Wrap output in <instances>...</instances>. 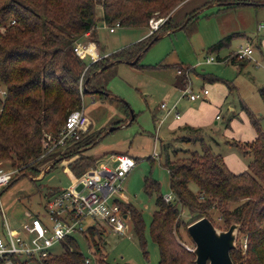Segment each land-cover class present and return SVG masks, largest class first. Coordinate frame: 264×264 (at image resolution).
Segmentation results:
<instances>
[{"label": "rangeland", "instance_id": "374dc122", "mask_svg": "<svg viewBox=\"0 0 264 264\" xmlns=\"http://www.w3.org/2000/svg\"><path fill=\"white\" fill-rule=\"evenodd\" d=\"M199 2L200 0L187 2L176 9L172 17L181 18L186 7L191 3L198 5ZM220 7L222 5L204 6L183 27L159 33L142 52L137 65L120 61L106 67L95 78L103 88L102 94L92 89L83 91L78 88L81 106L89 121L88 133L94 137L90 143L93 145L85 151L103 162H108L110 154L116 151L126 153L134 159V166L121 182L120 192L126 203L140 211L143 220V247L132 230L128 210L124 234L115 233L106 225L100 224V228L96 229L99 233L92 237L87 230L85 235H73L78 249L90 260V264H157L158 252L149 236L148 224L155 195L170 192L168 174L163 166L165 153L161 149L162 145H167L165 151L171 159L185 156L186 152L182 149L200 153L202 147H208L214 153L225 156L233 172L248 169L251 155L245 151L248 146L244 143L251 141L255 135L249 118L257 119L260 128L264 130V105L257 92L258 87L264 85V42L261 41L264 33L257 29L258 23L264 26V6L241 4L225 10ZM108 26L98 22L95 28L97 40L106 54L143 38L149 28L148 24L141 27L114 26L113 32H108ZM229 33L234 34L226 45L217 50L209 49L215 40ZM248 39L252 46L248 61L231 63L220 60L235 51L239 45L248 43ZM80 41L92 50L89 35H83ZM206 56H212L215 61L203 62ZM109 57L106 58L110 59ZM83 60L88 62L87 57ZM176 69H180L181 73L178 74ZM208 77L215 79H207ZM186 84L192 91L205 87L209 93L204 100L199 98L190 101L185 96L179 97L182 86ZM91 86H95V81H91ZM178 97L181 104L177 108L178 112L182 113L188 105L197 109L201 106L205 112L209 111L212 115L214 111L218 117L214 118V114L210 116V120L203 123L201 129L177 127L179 121L171 113L160 123L157 122L161 113L158 110L159 103L168 104ZM213 97L220 102H214L211 99ZM201 101L204 103L200 104ZM207 103H215L217 108L209 110ZM228 106L233 113L227 112ZM62 119L63 117L53 131L43 130L42 136H53L61 128ZM213 119L216 120L215 123ZM180 137L189 140L182 141ZM73 147L74 144L68 141L43 153L32 163V167L38 172H19L16 168L18 174L0 188L1 239L7 240L4 221L8 227L18 228L19 222L27 218L25 213L38 214L43 218L42 207L46 199L55 194L57 189L70 184L69 173H73L67 166L70 170L68 173L62 162L69 158L66 154ZM61 152L66 153L62 156ZM152 152L157 155L153 156ZM9 168H15L10 165V160L0 159V170ZM144 177L157 183V191H145ZM189 187L195 189L193 183H189ZM178 207L180 217L187 221V209L181 205ZM84 222L89 226L92 221L87 219L83 224ZM212 223L220 229L226 228V224L217 218ZM262 223L264 224V219ZM177 235L185 247L192 248L193 244L183 223L179 225ZM242 237L239 232L236 233V244L242 243ZM93 241L99 247L97 252H93ZM51 251L57 254L61 251V246L53 244ZM243 251L242 247L241 252Z\"/></svg>", "mask_w": 264, "mask_h": 264}, {"label": "trees", "instance_id": "16d2710c", "mask_svg": "<svg viewBox=\"0 0 264 264\" xmlns=\"http://www.w3.org/2000/svg\"><path fill=\"white\" fill-rule=\"evenodd\" d=\"M184 1L0 0V85L4 89V95L0 97V159H9L10 165L18 168L19 172H38L32 163L43 153L40 139L45 135L42 136V132L53 131L61 117L62 124L67 112L81 105L79 81L83 91L103 90L95 78L110 59L128 62L137 56L132 64L137 65L142 52L155 40H152L153 36L183 27L207 4L232 1L218 4L222 5L221 10H225L241 5L235 1L249 0H205L186 11L181 18L174 19L173 12ZM152 17L163 18L157 29L104 57L85 63L72 51L73 43L86 32L93 42H97L95 28L98 22L109 26L116 22L119 27H141ZM233 34L218 38L209 49L223 47ZM226 60L233 63L248 61V58H236L232 52ZM91 81H95V86H91ZM257 92L264 105V85L258 87ZM249 121L255 136L244 143L248 146L245 151L250 153L251 160L248 169L241 172L229 170L222 156L208 147H202L200 153L182 149L185 156L171 159L165 151L167 145H162L165 153L163 166L168 174L172 198L165 201L157 193L153 200L148 231L157 248V264H193L194 256L178 240L177 230L180 224L185 227L201 216H206L211 222L217 218L226 227L230 222L239 224L237 232L245 237V247L242 253V243L235 242L236 247L229 252L233 264H264V130L257 119L250 117ZM91 136L86 127L78 138L66 141L74 144L66 154L67 157L75 155L68 163L74 175L96 165V159L85 151L93 144L81 150L93 142L94 137ZM189 183H193L195 189L192 190ZM143 186L149 193L158 189L157 183L147 177L143 179ZM121 204L125 211L128 210L132 230L143 247L140 211L129 203ZM178 205L187 209V221L180 217ZM96 229L89 227L87 233L92 237L99 233ZM58 244L61 251L48 254L42 264H90L84 261L73 235L62 238ZM92 246L93 252L99 250L96 242L93 241Z\"/></svg>", "mask_w": 264, "mask_h": 264}, {"label": "built area", "instance_id": "2783aa9c", "mask_svg": "<svg viewBox=\"0 0 264 264\" xmlns=\"http://www.w3.org/2000/svg\"><path fill=\"white\" fill-rule=\"evenodd\" d=\"M162 18H150L148 20L147 34L153 32ZM118 26L116 22L107 27L109 32ZM257 29L264 32V26L257 24ZM88 35V32L84 33ZM72 51L79 59L88 57L89 62L104 57L107 54L92 53L90 47L85 46L80 40L73 43ZM252 46L249 43L239 45L233 54L236 58H250ZM220 60H226V57ZM212 56H206L203 62H213ZM85 69V66L83 70ZM178 74L180 69H176ZM79 82V89L81 90ZM206 88L192 91L187 84L182 86L179 97L185 96L189 100L201 99L207 94ZM4 95V89L0 85V97ZM160 108L165 109V114L169 111L174 113V118H178L175 111L177 104L173 103L169 108L161 102ZM218 116L216 115L215 118ZM163 117L158 119L161 122ZM89 121L83 112V106L71 109L65 115L61 128L53 136H44L41 146L43 153L48 152L58 146L64 145L69 139H76L86 129ZM42 153V154H43ZM41 154V155H42ZM156 156V152H152ZM114 163L112 166L105 162H99L95 166H89L80 175L71 177L70 184L58 190L55 194L46 199L43 204L44 216L40 218L38 214H26V220L20 221L17 227H8L4 221L7 240L0 238V264H42V260L51 254L53 244H58L66 236L85 233L87 228H100V224L106 225L111 231L124 234L127 228V212L124 210V196L121 194V182L126 173L134 166L135 161L129 155L116 153L111 156ZM18 170L9 168L0 170V188L12 180ZM163 200L169 201L172 198L171 192L162 195ZM126 214V219L123 214ZM90 219L91 224L85 225L83 221ZM241 246L245 247V237ZM187 248V247H186ZM190 249V248H189ZM94 259L92 258V261ZM84 261L90 260L85 257ZM95 262V261H94Z\"/></svg>", "mask_w": 264, "mask_h": 264}, {"label": "water", "instance_id": "95a60500", "mask_svg": "<svg viewBox=\"0 0 264 264\" xmlns=\"http://www.w3.org/2000/svg\"><path fill=\"white\" fill-rule=\"evenodd\" d=\"M231 2L232 1L216 2L214 4H227ZM237 2H240L241 4H251L250 1H235V3ZM208 5L209 4H207L205 7H207ZM186 20L187 19H185L184 22ZM179 28L180 26L171 30ZM156 38L157 35L153 36L152 40ZM136 58L137 56H135L132 60L128 61L127 63L132 65L135 62ZM120 61L123 60H110L109 62L104 64L101 69ZM86 80L87 77L84 79L83 85L86 83ZM97 91L99 93H102V90L100 89H98ZM91 145L92 144L84 146L81 148V150H85ZM123 218L126 219L125 213L123 214ZM238 227V223L230 222L226 228L220 229L216 227L206 216H201L189 222L185 226V230L193 244L192 248H190L194 256L193 264H233L229 252L231 249H234L236 247L235 240Z\"/></svg>", "mask_w": 264, "mask_h": 264}, {"label": "crops", "instance_id": "0c3cea01", "mask_svg": "<svg viewBox=\"0 0 264 264\" xmlns=\"http://www.w3.org/2000/svg\"><path fill=\"white\" fill-rule=\"evenodd\" d=\"M189 1H191V0H185L183 3H181L176 9H178V8H180L181 6H183L184 4H186L187 2H189ZM205 0H200V2H199V4L198 5H200L202 2H204ZM249 1H254V2H261V3H264V0H249ZM198 5H196L195 3H191L188 7H186L185 9L186 10H184V13L186 12V11H188V10H190V9H192V8H194V7H196V6H198ZM256 6H261V5H256ZM262 6H264V5H262ZM109 32V31H108ZM113 32V31H112ZM264 33V32H263ZM145 33H143V35H144ZM147 34V33H146ZM89 35V34H88ZM88 35H84V36H88ZM90 36V35H89ZM142 36V35H141ZM95 37H96V40H97V34H96V30H95ZM91 39V38H90ZM249 40V42L248 43H250L251 42V40L250 39H248ZM261 41L262 42H264V38H262L261 39ZM260 41V42H261ZM89 44H92V53H96V54H105L104 53V51H103V46L99 43V41L97 40V42L95 43V42H91V43H89ZM95 44H97V47H96V45ZM251 44V43H250ZM88 58V57H87ZM89 59V58H88ZM88 62H89V60H88ZM206 78V77H205ZM207 79H215V78H211V77H208ZM205 88V87H204ZM207 89V88H206ZM209 92H207V94H208ZM206 94V95H207ZM206 95L203 97V98H201V100H204L205 98H206ZM188 99V98H187ZM212 100H214V102H220V101H217V100H215L216 99V97H213V98H211ZM178 100H179V97L177 98V99H175L174 101H172V102H170V103H168V104H165L164 102V104H165V107L166 108H169L173 103H175L176 102V104H177V107H176V110L175 111H177L178 112V107H180V103L178 102ZM189 100V99H188ZM195 100H197V99H195ZM195 100H190V101H195ZM161 103V102H160ZM159 103V104H160ZM200 104H203L204 102L203 101H201V102H199ZM209 106H208V109L209 110H215L216 108H217V105L215 104V103H213V104H210V103H207ZM158 110L159 111H161V113L159 114L160 115V117L158 118V119H160V118H162L163 117V119L165 118V117H167L170 113L171 114H173L174 115V113L172 112V111H169L168 113H166L165 114V109H163V108H160L159 106H158ZM227 112H229V114H231V113H233V111H232V108L231 107H227ZM214 114V111H213V113H212V115ZM178 115H179V117L177 118V120L179 121L176 125H177V127H181L182 129H187V128H200L201 129V125L203 124V123H205L206 121H208V120H210V116H212L211 114H210V112L208 111V113L207 112H205L204 110H203V107H199V109H197L196 107H191V106H186L185 107V109H184V111L182 112V113H180V112H178ZM217 114L215 113L214 115H213V117L215 118V116H216ZM174 117V116H173ZM158 119H157V121H158ZM176 119V118H175ZM163 121V120H162ZM213 122L215 123L216 122V120L215 119H213ZM181 130V129H180ZM255 136V135H254ZM254 136H253V138H254ZM252 140V139H251ZM69 151V150H68ZM64 153H66V152H61L60 154H62V156H63V154ZM116 153H122V152H118V151H116V152H112L111 154H110V158H109V161L108 162H105V163H107L108 165H110V163L113 165L114 163L112 162V160H111V156L112 155H114V154H116ZM59 154V153H58ZM126 154V153H125ZM128 155V154H127ZM131 157V156H130ZM70 158H72V156H70L68 159H66V160H64L63 162H62V166H63V168L69 173V169H68V163L73 159V158H75V157H73L71 160H70ZM132 158V157H131ZM222 159H223V161H224V163H225V165H226V167L229 169V170H231L232 171V169H231V167H230V162H229V160L225 157V156H223L222 157ZM99 162H103V161H99V160H96V164L97 163H99ZM111 165V166H112ZM42 171V170H41ZM40 174V173H39ZM38 174V175H39ZM69 175H70V177H74V176H78V175H74V174H70L69 173ZM58 190H60V189H57L56 191H58ZM127 201L124 199L123 200V203H126ZM127 216H128V213H127Z\"/></svg>", "mask_w": 264, "mask_h": 264}]
</instances>
